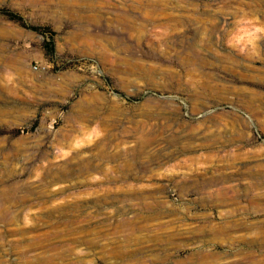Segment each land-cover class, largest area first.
I'll list each match as a JSON object with an SVG mask.
<instances>
[{"label": "rangeland", "instance_id": "1", "mask_svg": "<svg viewBox=\"0 0 264 264\" xmlns=\"http://www.w3.org/2000/svg\"><path fill=\"white\" fill-rule=\"evenodd\" d=\"M0 264H264V0H0Z\"/></svg>", "mask_w": 264, "mask_h": 264}, {"label": "trees", "instance_id": "2", "mask_svg": "<svg viewBox=\"0 0 264 264\" xmlns=\"http://www.w3.org/2000/svg\"><path fill=\"white\" fill-rule=\"evenodd\" d=\"M10 19H13L15 21L21 22L22 24H25L22 17L16 13H13L11 11H3ZM34 29H37L36 27H33Z\"/></svg>", "mask_w": 264, "mask_h": 264}]
</instances>
